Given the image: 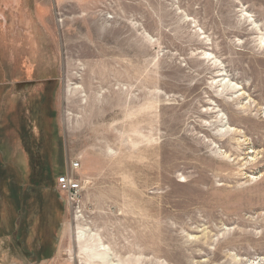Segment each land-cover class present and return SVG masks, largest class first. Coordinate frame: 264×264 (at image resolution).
<instances>
[{"label": "rangeland", "instance_id": "obj_1", "mask_svg": "<svg viewBox=\"0 0 264 264\" xmlns=\"http://www.w3.org/2000/svg\"><path fill=\"white\" fill-rule=\"evenodd\" d=\"M99 243L264 264V0H0V264Z\"/></svg>", "mask_w": 264, "mask_h": 264}, {"label": "built area", "instance_id": "obj_2", "mask_svg": "<svg viewBox=\"0 0 264 264\" xmlns=\"http://www.w3.org/2000/svg\"><path fill=\"white\" fill-rule=\"evenodd\" d=\"M80 162L78 159H73L70 162V169L75 172L79 169ZM55 187L57 192L61 195V198L70 204L77 203L82 193L81 179L73 173H63L57 176L55 180Z\"/></svg>", "mask_w": 264, "mask_h": 264}, {"label": "bare ground", "instance_id": "obj_3", "mask_svg": "<svg viewBox=\"0 0 264 264\" xmlns=\"http://www.w3.org/2000/svg\"><path fill=\"white\" fill-rule=\"evenodd\" d=\"M94 71V70H93ZM228 127V126H227ZM226 127V128H227ZM233 128V127H232ZM82 229V228H81ZM89 230V229H88ZM80 231V230H79ZM86 230H84V228H83V230L82 231H80L79 232V237H81V238H85L86 237V235H87V232H85ZM94 233V232H93ZM88 236V235H87ZM87 238V237H86ZM85 238V239H86ZM87 240V239H86ZM88 240H89V238H88ZM83 241H85V240H83ZM95 245V244H94ZM97 251H100V253H101V255H102V258L104 259V261H105V263L106 264H116V263H114L111 259H110V256H109V253L106 251V246H104L103 244H101V243H99L98 244V246H97ZM94 252V251H93ZM97 253V252H96ZM102 263H103V261H102Z\"/></svg>", "mask_w": 264, "mask_h": 264}]
</instances>
